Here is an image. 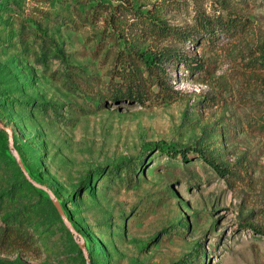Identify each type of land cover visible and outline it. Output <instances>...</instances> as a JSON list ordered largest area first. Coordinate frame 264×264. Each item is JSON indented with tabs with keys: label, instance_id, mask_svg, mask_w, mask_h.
Instances as JSON below:
<instances>
[{
	"label": "rangeland",
	"instance_id": "obj_1",
	"mask_svg": "<svg viewBox=\"0 0 264 264\" xmlns=\"http://www.w3.org/2000/svg\"><path fill=\"white\" fill-rule=\"evenodd\" d=\"M160 50L167 90L109 99ZM0 123V264H264V0H0Z\"/></svg>",
	"mask_w": 264,
	"mask_h": 264
},
{
	"label": "trees",
	"instance_id": "obj_2",
	"mask_svg": "<svg viewBox=\"0 0 264 264\" xmlns=\"http://www.w3.org/2000/svg\"><path fill=\"white\" fill-rule=\"evenodd\" d=\"M235 19V17H228L227 19H224L221 15H217L211 18L202 15L196 19V26L197 29L203 34L202 37H205L208 35L210 36L212 34H215L217 30H233L235 27L238 26V22H236ZM147 23L148 28L154 34L160 37H168L170 35H175L177 38L181 39H190L193 37L192 33L190 32L182 31V29L179 28H170L167 26H163L151 19H149ZM191 40L194 41V38H192ZM128 54L129 53H127V55ZM136 56L137 59L144 65L146 76H143L138 73L132 63L128 60V58H126L124 55L119 56L117 54L115 56V71L117 75L120 76V81L115 82V84L111 88L109 99L113 101L127 100L130 102L143 103L147 98L150 97L151 94L155 95L156 93L158 94L161 91L167 90L162 80V76L165 73V65L167 63H185L187 61L185 55L183 56L180 52L170 50H160L158 52L146 55L144 53L136 52ZM195 65L197 66L198 63H195ZM187 66L190 65L187 64ZM149 82L151 84H149ZM154 84H156V86L158 87L157 92H154V90L151 89V86ZM188 151L189 148L177 150L171 149L168 150V153L175 156L179 155L181 158L186 160ZM193 151L199 153L201 156L203 155V150H201L199 147H194ZM204 157L219 175H230V171L227 167L219 164H214L206 156ZM82 185L83 184H81V186ZM5 222L6 226L2 228L1 233H4L5 235H10L12 239H15L17 241H22L26 238L24 237V230L18 222L16 223L13 220L8 221L7 218ZM88 258L92 264V255L90 256L88 254Z\"/></svg>",
	"mask_w": 264,
	"mask_h": 264
},
{
	"label": "water",
	"instance_id": "obj_3",
	"mask_svg": "<svg viewBox=\"0 0 264 264\" xmlns=\"http://www.w3.org/2000/svg\"><path fill=\"white\" fill-rule=\"evenodd\" d=\"M0 127H1V128H4V126H3L1 123H0ZM19 166H20V168H21L23 174L25 175V177H26V178H29V177H28V174H27L26 170L24 169V167L22 166V163H21V162H19ZM59 212H60V215H61L62 219L66 222L67 226L69 227V229H70V230H73V229H72V226L70 225V223L68 222V220L66 219V217L64 216V214L60 211V209H59Z\"/></svg>",
	"mask_w": 264,
	"mask_h": 264
}]
</instances>
